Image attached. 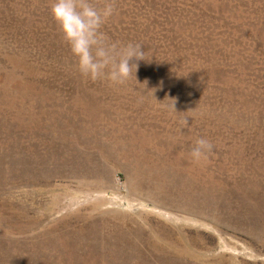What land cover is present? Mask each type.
Returning <instances> with one entry per match:
<instances>
[{
    "label": "rangeland",
    "instance_id": "obj_1",
    "mask_svg": "<svg viewBox=\"0 0 264 264\" xmlns=\"http://www.w3.org/2000/svg\"><path fill=\"white\" fill-rule=\"evenodd\" d=\"M54 2L0 0V264H264V0H88L124 84Z\"/></svg>",
    "mask_w": 264,
    "mask_h": 264
},
{
    "label": "clouds",
    "instance_id": "obj_2",
    "mask_svg": "<svg viewBox=\"0 0 264 264\" xmlns=\"http://www.w3.org/2000/svg\"><path fill=\"white\" fill-rule=\"evenodd\" d=\"M51 11L73 55L78 58L81 74L93 81L107 79L114 84H124L133 75V69L136 75L137 62L146 60L141 44L121 46L109 42L101 32L103 23L113 14L112 3L97 10L88 0H55ZM174 104L171 108L176 111ZM183 124L186 127L188 121L184 119ZM212 150V142L199 137L188 155L192 162L200 163L209 159Z\"/></svg>",
    "mask_w": 264,
    "mask_h": 264
}]
</instances>
